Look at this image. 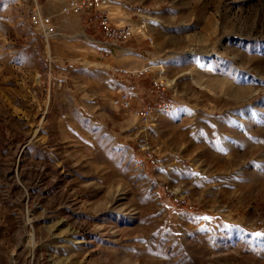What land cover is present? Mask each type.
Returning a JSON list of instances; mask_svg holds the SVG:
<instances>
[{"label":"rangeland","instance_id":"rangeland-1","mask_svg":"<svg viewBox=\"0 0 264 264\" xmlns=\"http://www.w3.org/2000/svg\"><path fill=\"white\" fill-rule=\"evenodd\" d=\"M64 2L0 0V264H264V0Z\"/></svg>","mask_w":264,"mask_h":264},{"label":"built area","instance_id":"built-area-1","mask_svg":"<svg viewBox=\"0 0 264 264\" xmlns=\"http://www.w3.org/2000/svg\"><path fill=\"white\" fill-rule=\"evenodd\" d=\"M123 0H65L64 4L59 9V14L69 15L75 14H85L92 13L96 16V20L100 29L101 34L106 39V41H111L116 44H120L130 40L134 36L143 37V39H149L147 35V24L144 21H140L138 24H128L124 26H115L112 23L110 16V8L117 2ZM145 11L142 9L136 10V15L141 17L144 15ZM30 25L32 27H39L42 31L44 41L47 43L49 38L54 35V28L47 26L46 20L42 18L39 13H32L30 18ZM151 39V38H150ZM152 43V41L150 40ZM102 57L108 55V51L101 50ZM112 71L117 73L127 74V71H122L118 69L111 68ZM164 79L159 78L154 82L156 88L164 87ZM132 96L128 92H121L118 97L112 101V105L115 108L121 109L123 111H132ZM169 108L165 111L167 112ZM173 110V108H171ZM136 117H139L143 122H148L152 115L150 111L147 110H134L132 112Z\"/></svg>","mask_w":264,"mask_h":264},{"label":"snow or ice","instance_id":"snow-or-ice-1","mask_svg":"<svg viewBox=\"0 0 264 264\" xmlns=\"http://www.w3.org/2000/svg\"><path fill=\"white\" fill-rule=\"evenodd\" d=\"M255 235H256V236H260V235H261V233H256Z\"/></svg>","mask_w":264,"mask_h":264}]
</instances>
